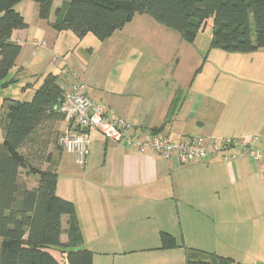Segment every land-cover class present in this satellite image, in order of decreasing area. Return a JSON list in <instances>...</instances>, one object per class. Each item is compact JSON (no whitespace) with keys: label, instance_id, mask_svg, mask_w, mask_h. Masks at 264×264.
Instances as JSON below:
<instances>
[{"label":"crops","instance_id":"obj_1","mask_svg":"<svg viewBox=\"0 0 264 264\" xmlns=\"http://www.w3.org/2000/svg\"><path fill=\"white\" fill-rule=\"evenodd\" d=\"M146 16L137 14L104 42L124 32L139 40L150 41L158 37V41L169 37L174 43L185 41L180 33L182 40ZM58 17H52L51 11L48 19L41 18L38 5V19L34 23L27 21V29L13 33V40L18 41L22 49L12 68L15 77L11 79L20 80V75L26 74L29 66L34 71L29 74L36 78L34 83L25 84L22 88L25 91L30 87L37 89L48 74L58 75L59 81L69 86L74 79L67 74L76 72L87 82L88 94L105 103L109 110L147 130L162 127L161 132L175 141L190 136L264 137V118H258L250 102L243 105L241 94L226 98L191 90L184 86L187 78L181 80L174 74V68L169 71V67H163L155 73L154 66L150 65L141 78L144 65L132 68L128 64L124 72L128 75L133 71L130 81L101 76L100 69L94 72L95 64L86 63V54L69 53L76 49L81 38L69 30L57 31L53 23ZM46 38H54V53L59 52L55 46H61L59 56L55 58L61 65L59 73H37L33 62L29 61L28 51L33 57L38 55L33 41H46ZM171 41L164 50L174 45ZM158 45L164 48V43L158 42ZM9 103L5 102L4 106L8 107ZM65 126L64 119H49L34 135L38 141L44 140L43 148H38L35 142H27L28 150L23 148V152L28 153L32 164L41 169H47L55 162L59 175L57 194L75 203L84 241H98L112 247L145 246L103 250L101 254L110 259L107 264H166L173 259L176 248H160L162 233L172 234L177 242L180 238L187 240L191 234L178 229L184 225L190 230H200L202 235L214 229L215 238L217 235L220 239L263 244L264 169L257 163L247 158L233 163L215 158L179 164L149 150L140 154L126 144L114 142L92 130L90 153L81 165L60 147ZM261 147L264 148V142ZM38 150L41 155L46 154L43 164L34 160ZM62 172L69 173L66 186L60 182ZM20 181L28 189L39 186V176L27 168L21 169ZM69 219L68 215L62 216L64 242L68 241ZM220 230H224L225 235L220 236Z\"/></svg>","mask_w":264,"mask_h":264},{"label":"trees","instance_id":"obj_2","mask_svg":"<svg viewBox=\"0 0 264 264\" xmlns=\"http://www.w3.org/2000/svg\"><path fill=\"white\" fill-rule=\"evenodd\" d=\"M24 0H0V87L15 66L21 44L13 33L25 30L29 23L16 10ZM39 16L50 17L55 0H33ZM57 31L69 30L79 38L89 33L106 40L131 22L137 14L151 16L156 22L195 42L201 32L212 31L210 46L228 52H252L264 48V0H63ZM65 89L56 74L43 79L32 100L9 101L5 135L0 142V264H94L93 251L83 246L84 238L76 217L75 203L57 194L59 175L52 162L47 169L32 164L23 152L27 142L40 143L34 135L49 119H64L58 110ZM176 100L173 102V106ZM162 128V127H161ZM153 129V133L161 132ZM44 143V141H43ZM45 144V143H44ZM60 147L63 148L60 144ZM50 160V159H49ZM22 168L39 176V186L28 189L20 181ZM70 217L68 241H62V216ZM176 238L163 232L161 249L176 248ZM60 252L59 259L53 251ZM200 251H187V264H231L232 258ZM205 254V253H204Z\"/></svg>","mask_w":264,"mask_h":264},{"label":"rangeland","instance_id":"obj_3","mask_svg":"<svg viewBox=\"0 0 264 264\" xmlns=\"http://www.w3.org/2000/svg\"><path fill=\"white\" fill-rule=\"evenodd\" d=\"M65 2L58 0L53 5L52 17L58 12V7L63 9ZM58 5V6H57ZM16 10L21 12L27 21L34 23L38 19V4L33 0H24L16 5ZM140 17V16H138ZM147 19L152 20L153 23L158 25L171 33H176L181 39L179 32L170 30L166 26L156 22L151 16L147 15ZM154 37L153 40L134 39L132 35L124 32L116 34L110 40L104 42L94 34H89L84 39L78 40V45L72 54H86V63L89 65L95 64L94 72L98 69L101 76L109 77L112 80H127L133 77V71L125 74V68L136 67L138 64H143V71L148 66L153 65V71L156 73L158 70L168 68L169 71L174 68V74L180 76L187 83L183 82L186 87L191 90H199L200 92L214 96H223L233 98V94H241L243 96L242 103H249L255 107V113L258 118H264V48L252 52H228L219 48H212L210 46L212 31L201 32L198 34L195 43L183 41L175 43L171 39L163 38L158 39ZM174 44L172 47L164 50L168 44ZM158 42L164 43V48L158 45ZM54 38H46V47L37 51L38 55L33 57L31 51L27 55L30 62H33V68L37 73L53 72L59 73L61 65L56 62V57L59 56L61 46L57 48V54L53 52ZM32 60V61H31ZM158 63V64H157ZM102 65V67H101ZM137 68V67H136ZM26 74L20 75V80L13 82L6 88L0 87V107L6 98H14L18 100L30 101L36 89L32 87L22 89L26 83H34L35 77L30 75L31 71L28 67ZM107 72V73H106ZM15 71L12 70L4 81H8L15 77ZM30 73V74H29ZM41 81V78L39 79ZM182 82V81H181ZM180 83V81H179ZM38 84V81H36ZM38 85H36L37 87ZM248 101V102H247ZM231 103V102H230ZM8 107L5 105L0 109V142L3 141L5 135V126L7 119ZM250 111V110H249ZM262 116V117H261ZM43 141L37 144L38 148H43ZM25 150H28V145H24ZM66 153H68L66 151ZM37 158L36 162L42 164L46 161V154L41 155L39 150L35 152ZM71 155V154H70ZM65 156V155H64ZM70 157L69 155H67ZM73 157V155H71ZM66 157V156H65ZM75 158V157H74ZM67 159V158H66ZM72 159V158H70ZM76 161V158L74 159ZM73 159L72 165L75 164ZM78 168L79 166L76 165ZM75 167V168H76ZM73 168V169H75ZM60 182L66 186L69 182V173L62 172L60 175ZM180 225V224H179ZM181 232L191 234L190 238L184 240L178 239V245L174 257L166 264H187V251L190 249L198 250L200 258L208 259L210 254H217L224 257L232 258L231 264H264V242L259 241L245 242L241 239H220L214 237V229L207 230L206 235H202L200 230H190L189 226H179ZM223 231V232H222ZM224 230H220V236L224 234ZM227 234L228 231H226ZM153 244V243H152ZM83 246L93 251L94 264H107L110 259L101 254L103 250L113 249H131V248H144V245H130L128 247H112L100 243L98 241H84ZM158 247L157 245H153ZM205 253V254H204ZM53 254L59 259H62L60 252L53 251ZM163 264V263H159Z\"/></svg>","mask_w":264,"mask_h":264},{"label":"built area","instance_id":"obj_4","mask_svg":"<svg viewBox=\"0 0 264 264\" xmlns=\"http://www.w3.org/2000/svg\"><path fill=\"white\" fill-rule=\"evenodd\" d=\"M33 46L37 52L46 47V41L34 40ZM67 75L74 80L69 86L61 82L65 97L58 110L63 114L66 126L59 142L81 165L85 164L90 153V132L97 130L107 139L124 143L140 154L149 150L179 164L215 158L233 163L247 158L264 169V148L261 147L264 137L190 136L175 141L170 135L153 133L109 110L105 103L88 94L87 82L76 72Z\"/></svg>","mask_w":264,"mask_h":264}]
</instances>
